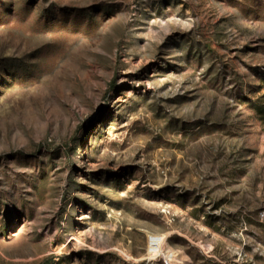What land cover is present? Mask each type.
<instances>
[{
  "label": "rangeland",
  "instance_id": "1",
  "mask_svg": "<svg viewBox=\"0 0 264 264\" xmlns=\"http://www.w3.org/2000/svg\"><path fill=\"white\" fill-rule=\"evenodd\" d=\"M264 0H0V264H264Z\"/></svg>",
  "mask_w": 264,
  "mask_h": 264
},
{
  "label": "built area",
  "instance_id": "2",
  "mask_svg": "<svg viewBox=\"0 0 264 264\" xmlns=\"http://www.w3.org/2000/svg\"><path fill=\"white\" fill-rule=\"evenodd\" d=\"M262 220H263V223H264V212L262 213ZM166 264H168V261H166Z\"/></svg>",
  "mask_w": 264,
  "mask_h": 264
}]
</instances>
